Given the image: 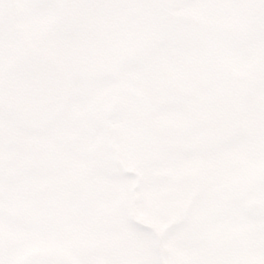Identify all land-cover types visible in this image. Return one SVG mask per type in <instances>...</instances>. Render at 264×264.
I'll use <instances>...</instances> for the list:
<instances>
[{
  "label": "flooded vegetation",
  "instance_id": "obj_1",
  "mask_svg": "<svg viewBox=\"0 0 264 264\" xmlns=\"http://www.w3.org/2000/svg\"><path fill=\"white\" fill-rule=\"evenodd\" d=\"M248 1L239 38L243 72L234 79L227 66L214 68L213 56L203 55L193 85L203 89L193 93L186 80L185 88L175 86L170 110L164 100L152 107L144 99L157 94L155 70L144 91L133 92L138 83L124 74L118 55L57 51L66 40L56 20L71 12L63 0H31L16 13L8 11L11 0H0V46L13 54L0 52V216L11 235L31 237V257L79 264L83 254L101 255L102 219L112 213L105 204L118 198L122 151L131 156L127 167H141L144 183L164 203L184 193L189 203L204 196L237 203L213 210L215 222L234 211L249 214L255 202L264 264V0ZM155 11L151 21L165 22L166 14ZM245 58L254 64L246 66ZM163 108L170 122L148 123ZM231 186L238 195L228 199ZM61 236L68 237L62 245ZM14 254L12 264H25L21 250Z\"/></svg>",
  "mask_w": 264,
  "mask_h": 264
},
{
  "label": "rangeland",
  "instance_id": "obj_2",
  "mask_svg": "<svg viewBox=\"0 0 264 264\" xmlns=\"http://www.w3.org/2000/svg\"><path fill=\"white\" fill-rule=\"evenodd\" d=\"M168 2H170L169 7L171 9L169 12H171V18L177 19L171 26L170 34L162 38L160 34H157V36L154 35L153 38L149 37L143 41L140 40L139 34L150 29L148 23L152 8L150 7V0H108L107 2L103 0H77V3L75 0V4L79 7L80 20L87 26L81 28L78 37L83 41L86 39V32L91 29V33H87L89 40L87 45L98 46L101 54L141 55V59H133L123 71L124 74H129L132 77L134 83H138L137 87H134L133 92L137 89H144L143 84L149 77V71L155 70L157 73L155 78L165 89L164 93L166 96H162H165V100L161 98L160 92H156V95L149 93L147 98H155L157 101L162 99L167 102L171 110L175 106L173 100L176 97L174 91L166 89L167 87H172L173 89L175 86L183 88L184 86L181 87V84H184L186 80L188 81L187 85H192L190 89L193 90V93L197 94L203 89V87L198 89L197 86H193L196 82L194 77L195 70L200 68L201 59L206 53V47L209 44L213 46L214 50L217 49L220 62L227 66L233 74L243 72L241 66L243 57L241 55H244V49L241 47L240 42H237L236 36L240 34L241 28L246 24L241 15L246 8L247 2L246 0H168ZM29 4H31V0H11L8 11L16 13L18 9L14 7ZM106 12H110L109 15H112L113 18L107 21L104 18ZM199 23L202 24L200 25ZM108 24H111V26L107 27L106 25ZM155 38L156 41L153 43ZM29 42H31V39L22 41L24 50L26 48L25 44ZM74 42L79 41L74 40ZM81 45L82 47L77 46L81 48L78 53L84 55L83 43ZM12 49L14 51V46L10 47V51ZM247 51H249V48H247ZM0 52L4 53V55H13L11 52L8 53V48L1 46ZM244 61L246 66L254 64L252 59L245 58ZM216 64L219 63L216 61ZM204 94L205 92H202L203 96ZM166 115V109H160L153 116L157 122H161V120L164 122ZM229 153L236 154L239 161V153L235 149H230ZM215 174L219 175L220 172ZM121 179H127V177L120 178L118 182L124 187L131 182ZM134 184L132 182L131 186H134ZM212 184L214 183H210V186ZM143 185L145 187L142 188ZM141 188L138 191L139 203L136 206V218L139 222L141 221L159 230L163 226V221H160L163 216L158 214L159 206L156 199L154 200L152 185L144 183ZM118 192L121 193V189H118ZM231 195L235 196V193L231 191ZM204 198L206 197L204 196ZM218 203L221 204L220 202ZM208 204L210 205L208 207L209 210H215L216 207L221 206L217 205L214 199L212 201L204 200L200 201V209ZM108 206L109 204L106 203L105 207ZM122 206L120 204L118 207L121 211ZM124 207L128 209V212L131 211L130 205L124 204ZM121 211L118 212L117 216L118 231H116V228H112L111 231L107 230L106 234H104V230L101 232L102 237L106 235V241L109 244L118 242L116 251L118 255L115 253L114 256L117 258L114 261L111 260L109 264H158V257L152 249L151 237L136 227L132 228L129 222V215L127 213L124 215ZM239 224L218 223L199 233V239L204 243L212 246L222 245L230 247V249L224 251L219 250L218 252L221 253L219 256L208 254V252L211 254L218 253L212 250V246L208 247L207 252L199 251L198 254L200 256L208 254L211 259V262L207 260L203 264H263L258 248H256L259 240H257L258 235L255 231V225L249 222L245 225ZM166 226L167 224L162 228L164 229ZM232 228H234V231H238L237 235L233 234ZM178 232L180 234H174L171 240L175 241L178 239L183 241L184 245L176 252L175 257L166 256L164 262L165 264H180L181 261V264H193L191 256L193 258L194 254L190 246L186 245L189 240L181 235L182 232L180 230ZM234 238L238 239L237 244ZM20 239L21 237L19 238V236H9L7 242L11 245H17V249L15 250L14 248L13 250L11 247H7V251L4 249L7 245L4 244L2 247L3 241H0V252L3 255L5 253L8 255L10 252L13 256L16 251H20ZM24 240L28 244L22 243L21 252L25 254L23 259L28 260L32 258L30 256V238L24 236ZM38 246L42 245L39 244ZM42 247L45 248V245ZM165 247L163 250H165ZM10 256L6 257L7 261L15 259L14 257L10 258ZM116 260H118V263ZM84 262L85 264H90V259H85ZM194 263L196 264V261ZM8 264H12V262L10 261ZM92 264H99V258L94 259ZM198 264H201L200 259Z\"/></svg>",
  "mask_w": 264,
  "mask_h": 264
},
{
  "label": "snow or ice",
  "instance_id": "obj_3",
  "mask_svg": "<svg viewBox=\"0 0 264 264\" xmlns=\"http://www.w3.org/2000/svg\"><path fill=\"white\" fill-rule=\"evenodd\" d=\"M0 264H8L2 252H0ZM25 264H56V262L44 257H32L25 261Z\"/></svg>",
  "mask_w": 264,
  "mask_h": 264
}]
</instances>
